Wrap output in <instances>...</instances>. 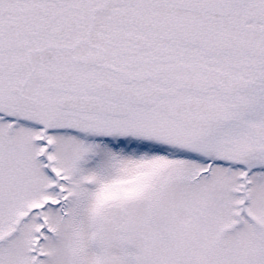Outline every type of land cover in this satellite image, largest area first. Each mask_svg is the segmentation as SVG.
<instances>
[{
  "label": "snow or ice",
  "instance_id": "snow-or-ice-1",
  "mask_svg": "<svg viewBox=\"0 0 264 264\" xmlns=\"http://www.w3.org/2000/svg\"><path fill=\"white\" fill-rule=\"evenodd\" d=\"M0 264H264V0H0Z\"/></svg>",
  "mask_w": 264,
  "mask_h": 264
}]
</instances>
